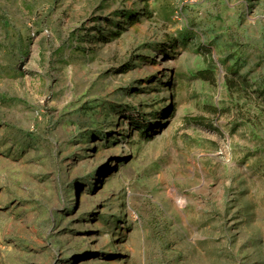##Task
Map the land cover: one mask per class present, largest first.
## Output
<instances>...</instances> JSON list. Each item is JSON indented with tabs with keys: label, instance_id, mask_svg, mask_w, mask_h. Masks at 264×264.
<instances>
[{
	"label": "rangeland",
	"instance_id": "rangeland-1",
	"mask_svg": "<svg viewBox=\"0 0 264 264\" xmlns=\"http://www.w3.org/2000/svg\"><path fill=\"white\" fill-rule=\"evenodd\" d=\"M0 264H264V0H0Z\"/></svg>",
	"mask_w": 264,
	"mask_h": 264
}]
</instances>
